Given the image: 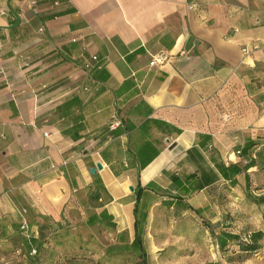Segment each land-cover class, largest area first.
<instances>
[{"label": "crops", "instance_id": "0c3cea01", "mask_svg": "<svg viewBox=\"0 0 264 264\" xmlns=\"http://www.w3.org/2000/svg\"><path fill=\"white\" fill-rule=\"evenodd\" d=\"M35 6L0 0L6 248L21 250L11 239L26 218L88 207L95 186L94 213L117 232L135 204L145 217L157 204L176 218L212 212L219 225L242 201L264 208V0ZM161 51L167 61L148 65Z\"/></svg>", "mask_w": 264, "mask_h": 264}, {"label": "rangeland", "instance_id": "374dc122", "mask_svg": "<svg viewBox=\"0 0 264 264\" xmlns=\"http://www.w3.org/2000/svg\"><path fill=\"white\" fill-rule=\"evenodd\" d=\"M88 199V207H79L56 220L47 216L25 219L28 227L22 234L39 236L40 240L37 249H29L33 259L28 263L69 264L68 259L73 257L74 264H138V258L125 251L104 252L106 246L129 242L133 230L129 226L127 231L117 232L119 226L113 221L110 226L106 222L87 224L88 215L94 213L98 203L96 199ZM210 204L217 206L213 201ZM205 212L190 211L189 215L176 218L161 204L150 211L146 209L141 234L146 264H264V208L242 201L231 214L223 215L222 225L219 220H213L212 212ZM224 220L228 222L223 224ZM220 227L232 230L243 241L249 233L260 231L259 246L246 252L236 244H228L225 251H220L208 229L217 231ZM11 240L22 248L18 239ZM16 248H6V243L0 240V262L27 264L23 250Z\"/></svg>", "mask_w": 264, "mask_h": 264}, {"label": "trees", "instance_id": "16d2710c", "mask_svg": "<svg viewBox=\"0 0 264 264\" xmlns=\"http://www.w3.org/2000/svg\"><path fill=\"white\" fill-rule=\"evenodd\" d=\"M240 169H236L234 172H239ZM94 190V189H93ZM89 193V198L96 199L98 197V191L95 186V191H92ZM136 199H138V194L136 195ZM257 203L263 204L264 205V194L258 195L256 201ZM40 217H45V216H40ZM145 219V214L144 212H141L137 214L136 210V204L133 207V222H132V230H133V235L132 238L129 242L122 243L121 245H110L106 246L104 252L110 254L113 250L115 251H125L127 253L135 255L138 259L136 263L138 264H146L145 262V257H144V249H143V244L141 240V234H142V225ZM100 222H106V225L110 226L112 224V219L109 214L106 213L104 209H101L97 213H91L88 215L86 219L87 224H94V223H100ZM209 231L211 232L215 244L218 246L220 251H225L227 249L228 244H236L239 250L241 251H246V252H251L254 251L258 246V240L261 237V232L260 231H254L252 233H249L247 235V240L243 241L239 239V236L235 233H230L229 231H226L222 229V227L218 228V230H214L213 228H208ZM18 232L13 234L12 238H16L20 241L22 244V255L25 258V261L27 260V264L29 261L33 259L29 255V249L31 247L37 249L38 246L40 245V240L39 236H34V235H27L19 231L17 225L16 229ZM72 258V259H71ZM74 259L73 257H70L68 259L69 264H74ZM204 264H211V263H204Z\"/></svg>", "mask_w": 264, "mask_h": 264}, {"label": "built area", "instance_id": "2783aa9c", "mask_svg": "<svg viewBox=\"0 0 264 264\" xmlns=\"http://www.w3.org/2000/svg\"><path fill=\"white\" fill-rule=\"evenodd\" d=\"M26 3H27V6L30 7L33 12H37V9L35 6V0H26ZM167 58L168 57H167L166 53H164L162 51L158 52L151 57V59L148 62V65H150V66L157 65V64L161 65L162 63L167 61ZM119 124H120L119 120L117 118H115L114 116H112L107 123V128L109 130H114L119 126ZM19 229L25 231L26 225H25L24 221L19 224Z\"/></svg>", "mask_w": 264, "mask_h": 264}, {"label": "water", "instance_id": "95a60500", "mask_svg": "<svg viewBox=\"0 0 264 264\" xmlns=\"http://www.w3.org/2000/svg\"><path fill=\"white\" fill-rule=\"evenodd\" d=\"M99 166H100L99 163L96 162V163L94 164V167H90V168H89L88 172H89V173H92V172L94 171V169H98ZM128 189L131 191V190H132V187H131V186H128Z\"/></svg>", "mask_w": 264, "mask_h": 264}]
</instances>
